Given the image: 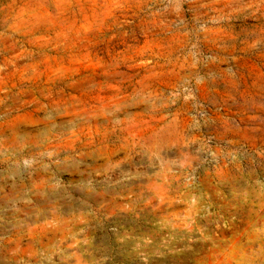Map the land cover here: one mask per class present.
<instances>
[{
  "label": "rangeland",
  "instance_id": "obj_1",
  "mask_svg": "<svg viewBox=\"0 0 264 264\" xmlns=\"http://www.w3.org/2000/svg\"><path fill=\"white\" fill-rule=\"evenodd\" d=\"M0 264H264V0H0Z\"/></svg>",
  "mask_w": 264,
  "mask_h": 264
}]
</instances>
